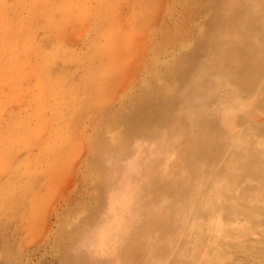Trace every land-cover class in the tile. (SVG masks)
Returning a JSON list of instances; mask_svg holds the SVG:
<instances>
[{
    "label": "bare ground",
    "instance_id": "1",
    "mask_svg": "<svg viewBox=\"0 0 264 264\" xmlns=\"http://www.w3.org/2000/svg\"><path fill=\"white\" fill-rule=\"evenodd\" d=\"M30 1L31 0H20L17 2L25 4V7L26 5L28 6V10L25 15L20 18V22L7 19L4 13L0 12V55L4 53L11 54V42L18 43L22 51L17 55L18 61L11 60V64L26 69L24 75L25 79H29L31 75H34L36 81L42 83L47 91L50 90L49 87H51L54 90L56 99L48 101L47 96L46 100L42 99L43 101H40L41 106H48L49 103V109L48 116L46 117L44 114L46 109L43 107L44 111L40 116L42 122L41 126L35 130L20 133L17 135L13 144H10L12 142L11 136L4 139L0 144V155L2 156L3 151L6 149L12 148V145L15 148V144H19L18 147L22 146L21 148H25V146L30 143H34L30 145H36L43 136L45 132L44 129L51 128H56L60 131L65 130V133H61L60 139L55 140V142L48 145H41L39 148L43 153H55L59 148H64L66 145L71 146L68 143L69 140L66 134L76 129L77 125L80 127L81 120L85 117L83 116L84 114H86L87 119L94 114H96L94 116L95 119L98 118L96 123H92L90 119V125H92L94 133L90 138L91 140L96 138L91 144L96 145L100 142L99 140L102 139L101 136H103V130L99 128L100 119L104 117L102 116V111H104L111 102V90L113 93V90L120 84L117 78L118 76L121 77L123 70H126L124 59L127 57V54L131 52L132 48L131 45L126 44L128 41H126V35L123 37L119 36L116 27L109 26L110 20L117 24V16L113 15L110 18L106 14L105 4L112 6L116 5V2L113 3V0H43L44 4L38 3L37 5H33ZM90 1H94L95 5H92ZM99 1H102V4H100ZM1 2L2 0H0V3ZM171 2L172 0L170 3ZM179 3L180 8L175 11L176 17L174 21L162 25V28L160 27L162 37L159 42L156 43L152 40L154 33L149 29H147L148 32L144 33L145 39L148 41L151 39L148 54L149 57L153 59L151 61L152 64L149 67V72H146L148 76L144 77L137 92L131 95V99L127 105L119 108V112L127 120L131 118L135 112H138L139 104H142L143 101L150 98L152 94L151 90H153L154 79H156V82L159 81V86L162 84L167 85L162 82L164 78L159 75L157 69L158 59H161V45L170 42V40H175L173 43H181L182 45L183 35H185L186 29L192 23L196 22L195 18L203 22L206 21L212 25L208 41L206 45H204L205 47H203L207 52V61L200 66L197 74L193 76L194 79L190 78L183 87L184 90H182L185 97L184 99L182 98V101L188 104L187 110L189 119L187 121H189L192 127V139L185 138L184 141L179 144H176L178 143L177 141L169 143L167 139L166 141H157L156 138L135 142V133H133L131 139L127 138V140H124L123 138L126 137V132L124 133V130L119 128L106 135V145L94 151L92 150L93 148L90 149L93 151V155L91 154L92 157L87 165V169H89L91 173L95 171L97 176L105 175V177H109L108 168H114V166L115 168H125L126 170L121 175L120 179H117L118 181H115L116 184L109 188V194L114 195V198L125 201V203L128 202L130 193H137L139 197L144 195L149 199H156L157 194L155 192L159 190L163 192L162 195L165 193V197L167 198L169 196V200H171L164 208L165 213L170 212L171 209L174 208L179 215L187 217L189 209L192 210L194 215L190 218L191 220L187 218V228L197 234L198 238L191 239L186 237L183 238L184 236H182V238H178L175 244L173 241L171 244L168 242L163 244L162 241L159 242L158 240V242L153 244L154 238H151L149 242L151 243V247H149L150 257L148 256L149 258L145 264H191V262H195L196 264H241V261H235L237 257L233 255L238 249L249 253V256L251 254L252 257H259L257 254L264 252V238L257 237V239L256 237H248L251 233L258 234V232H264V123H262V118L260 117L264 115V97L257 102L256 108L251 110L253 97L250 91H252V89L247 88L261 87L264 85L263 43H257V40L254 41L255 37L264 39V0H181ZM199 3L202 4V9L206 10L205 14L203 10L194 14V7ZM74 7L77 10H73L69 13L68 9ZM128 7L130 10L132 9V14L129 18L123 19L125 24L122 23V25L131 31L144 30L145 19H147L149 15H155L153 16V20L155 21L158 14L161 13L162 15L161 10L164 11L167 9L165 1L162 0H133L132 5L129 3ZM43 9L45 11L41 12ZM41 13L45 15L46 18L48 17L47 23L55 28L54 33L59 40L64 38L63 36L66 34V31L68 32V29L73 28L79 22H83V24L85 22L87 25L91 24V27L94 25L95 29L87 41L88 46L86 53L73 52L71 51L72 49L69 50V47L67 48L65 45H62L60 41L52 42L49 47L46 45L47 42H42L38 39L36 47L35 45H31L32 40L35 38L37 39L38 35L35 29L31 32L37 24L33 18ZM205 16L209 17V20H206ZM215 17H218L219 20L214 19ZM158 18L159 17H157V19ZM120 19H122V17ZM211 22L215 23L212 24ZM196 25L200 36L207 33L205 24ZM84 28H82V30H84ZM43 29L48 30L47 24ZM121 29H123V27H121ZM129 30H127L126 33H129ZM109 31L113 33V37H111V41L107 42L104 38L108 36ZM193 31L194 30H192V33ZM67 35H69V33H67ZM194 37H196V35ZM171 47L173 48V46ZM93 50H97V55H89ZM201 50L204 49L201 48ZM197 52H199V50ZM30 54L33 56V60L29 58ZM138 56L143 58V55L138 54ZM28 58L31 59L32 62L30 65L28 63ZM60 61L64 63H74L80 71V79H84L85 83L83 85L81 83L82 86H77L78 88L70 87L72 86L71 84L68 88L63 87L61 81L57 83L56 81L58 79L56 80L55 78H58V76H53L52 71H54L53 69ZM134 70H138V68L136 67ZM164 70V77L167 78L168 72H172V66L171 68L165 66ZM42 72H50L51 77H49V79H47L48 77H43ZM161 72L163 71L161 70ZM10 73L11 75H5L7 80L5 85L7 87L11 86L9 90L13 91L12 86L14 89L21 86L17 85L18 78L14 75V71ZM136 74H138V72ZM133 75L134 74H132L131 79ZM139 76L140 75H138V77ZM117 82L118 86L116 87ZM128 84L130 85L131 83ZM113 86L116 88L113 89ZM17 90L18 92H22L23 88H17ZM262 91L264 92V88ZM171 92H173V90ZM171 96H173L175 101L177 100V95L176 97L174 94ZM91 102H93V104H91ZM120 102L121 101H119V103ZM169 104H171V102ZM183 107L185 108L184 105ZM178 115L180 116V114ZM93 119L92 117V120ZM111 123L113 122L111 121ZM133 123L140 129L144 126L143 129H146V132L148 130H153L151 128L158 127L155 122H151L150 120H143L142 122L136 123L133 121ZM7 129L8 128H0V135L4 134ZM54 136H57V134L54 133ZM140 140H142V138ZM251 144H256L254 150L248 151L250 150L249 147ZM222 145L223 150L220 148ZM160 146L162 147L159 149ZM109 148L114 149L109 151ZM240 153H242V156L244 155L243 160H240L241 156H238ZM121 154L122 156L126 154V164H124V161H120L121 158H119V155ZM4 161L1 160L0 171L3 170L2 163ZM29 162H27L26 165ZM23 164L25 165V163ZM4 165L6 164L4 163ZM18 165L20 164H17V166ZM155 168H157L156 171H154ZM22 171L23 170L16 172L22 173ZM134 175H137V177L141 179L139 184L142 186L138 187L135 183H132ZM14 176L16 175L14 174ZM130 182L132 189H129V186L125 185ZM181 186L186 189H182L181 195L177 198V191ZM17 188L15 184H7V182H4L0 187V198L1 194L2 199L9 198L7 201H1L0 207L8 205L15 207L16 197L22 196V193L20 194L22 191H17ZM153 188H155V191ZM241 200L247 202V206H240ZM193 203L199 207L203 206V209H194L192 207L194 206ZM32 206L35 207L33 202ZM134 207H136V205ZM212 208L216 209L212 210ZM209 210L210 212H208ZM121 212L123 213V210L119 209L118 215ZM88 213H90V211L86 212L83 217L86 218ZM206 214L207 217H205ZM106 223L107 221L104 222V224L100 223V225L94 227L92 225L86 226V230L84 231L87 232L84 234V237H87L88 232L92 231L91 229H99L97 230L98 233H113L114 230L112 231L111 228H109L110 226L108 227ZM175 223H177V219H175ZM72 225H75V222L68 226L69 230L72 229ZM134 229H132V231ZM93 238L95 237L93 236ZM107 238L108 237L104 239L109 242L110 239H115V237L111 236L109 239ZM91 243L92 242L89 244ZM205 245L207 247L206 249H204ZM124 248H126V246ZM174 248H176V250Z\"/></svg>",
    "mask_w": 264,
    "mask_h": 264
},
{
    "label": "rangeland",
    "instance_id": "2",
    "mask_svg": "<svg viewBox=\"0 0 264 264\" xmlns=\"http://www.w3.org/2000/svg\"><path fill=\"white\" fill-rule=\"evenodd\" d=\"M19 1L20 0H2V2L0 3V12H3L7 19H13L17 22H20V18L23 17L27 12L28 6L26 5L25 7V4L17 3ZM162 1H165L167 9L164 11L161 10L162 15L159 12L160 14H158L157 16L159 18L157 19L156 17L155 21L153 20V16L155 15H149L147 19H145V29L138 31L133 29V31H131L127 29V27L122 25V23L125 24V22H123V19L129 18L132 14V9L130 10L128 4L130 3L132 5L133 0H113V3L116 2V5L112 6H108V4H105L106 14L110 18L113 15L117 16V24L110 20L109 26L116 27L119 36L123 37L124 35H126V41L128 40V43L126 42V44L131 45L132 48L130 47L131 52H129V54H127V57L124 59L126 70H123V72L121 73V77L118 76L117 78L120 84L118 86V82L116 83V87L118 86L117 88L113 86V89L116 88L115 90H113V93L111 90L112 98L108 106L109 108L107 107L104 111H102V116H104L102 118L104 120L100 119L101 122L99 124V128L103 130V136H101L102 139L99 140L100 142H98L96 145H92L91 143L96 138H94L93 140H91L90 138L91 135L94 134L92 125H90V123L91 121L92 123H96L98 121V118L95 119L94 117L96 114L88 119L86 114H84L83 116L85 117L82 118L80 127H78L79 125H77L76 129H73L66 134L67 139L69 140L68 143L71 146L66 145L64 148H59L58 151H55V153H43V151H41L39 148L41 147V145L51 144L55 142V140L60 139L61 133H65V130L60 131L59 129L51 128L44 129L45 132L36 145H30L34 144L30 143L29 145L25 146V148H21L22 146L18 147L19 144H15V148L12 145V148L14 149H6L5 151H3V155H0V159L3 157L1 160H5L2 163L3 170L0 171V174L2 173L0 175V187L4 184V182H7V184H15L16 188L18 187L17 191H22L20 192V194L22 193L23 196H17L18 198L16 197L15 207H11L10 205L0 207V264H145L150 257L149 247H151V243L149 242L151 241V238H154L153 244L158 241H162L163 244L167 242L171 244L173 241V243L175 244L178 241V238L180 239L182 238V236H184L183 238H198L197 234L193 233V231L188 230L187 228L188 219H190L194 215L191 209H189V214L187 215V217L179 215L178 212L174 210V208L171 209L170 212L165 213L164 208L167 204L170 203L171 200H169V196L167 198L165 197V193L162 195L163 192H160L159 190L155 192L157 194L156 199H149L144 195H141L139 197L137 193H135L136 195L130 193L128 202L125 203V201L114 198V195L109 194V188L116 184V182L120 179L121 175L126 170L125 168H115V166L114 168H108L109 177H105V175L97 176L95 174V171L91 173L89 169H87V165L93 155V151L106 145V135L108 133L116 131L119 128L121 130H124V133L126 132V137L123 138L124 140H127V138L131 139L133 133H135V142H141L149 138H156L157 141H166L167 139L169 143L177 141L178 143L176 144H179L183 142L185 138L192 139V127L189 121H187L189 119V113L187 110L188 104L182 101L185 98L182 90H184L183 87L190 80V78L194 79L193 76L197 74L200 66L207 61V52L203 47H205L204 45H206L208 41L212 25H210L206 21L203 22L202 20L195 18L196 22L192 23L186 29L184 33L185 35H183L182 45L181 43H173V41L175 40H170V42L161 45V59H158L157 69L159 71V75L164 78V81L162 82L167 85L162 84L161 86H159V81L156 82V79H154L153 90H151L152 94L150 98L143 101L142 104H139L138 112H135L134 115L132 114L133 116L128 120L124 118L119 112V108L121 106L127 105L129 100L131 99V95L137 92L139 85L143 81L144 77L148 76L147 73L149 72V67L152 64L151 61L153 59H151L148 54L150 50L151 39L149 41L145 39L144 33L148 32L147 29H149L154 33V37H152V40L156 43L159 42L160 38L162 37V25L174 21V18L176 17L175 11L179 10L180 8L179 1L181 0H172V2L174 3H170L171 0ZM90 2L92 5H95L94 1ZM99 2L100 4H102V1ZM30 3L33 5H37L38 3L44 4V1L31 0ZM202 8L203 7L201 3L195 5L194 14H197V12L201 10H203L205 14L206 10ZM73 10L77 9L75 7L68 9L69 13H71ZM43 11L45 10L43 9L41 12ZM41 15L42 13L40 15L34 16L33 18L34 21L37 22V24L34 26L31 32H33L35 29L38 35L37 39L35 38L34 40H32L31 45H35L36 47V42L38 41V39H40L42 42H47L46 45L49 47L52 42L60 41L62 45H65L67 48L69 47V50L72 49L71 51L73 52L86 53L88 46L87 41L89 40L93 33V30L95 29L94 25L91 27V24L87 25V23L85 22L83 24V22H79V20V23L73 28L68 29V32L66 31V34L63 36L64 38H62V40H59L54 33L55 28L51 24L47 23L48 17L46 18L45 15ZM206 16L205 19L209 20V17ZM121 17L122 19H120ZM131 18L133 19L132 16ZM214 19L219 20L218 17H215ZM211 23L213 24L215 22ZM46 24L48 26V30L43 29ZM196 24H205L207 33L203 36H200L198 34ZM80 27L85 28L84 30H82V28ZM121 27H123V29H121ZM127 30H129V33H126ZM192 30H194L193 33ZM87 31H89L90 33ZM67 33H69V35H67ZM108 33V36L104 38V40L107 42L111 41V37H113V33L111 31H109ZM194 34L196 35V37H194ZM65 39L68 40L66 41ZM256 40L257 43L262 42L264 48V39L255 37L254 41ZM171 46H173V48ZM200 47L204 50H201ZM10 48V52H12L11 54L4 53L0 55V128H8L4 134L0 135V144L4 139L10 136L12 137V142L10 144H13L15 142L14 140H16L17 138V135H19L20 133L29 130H35L40 127L42 124L40 116L44 111L43 107H45L44 109H46L44 113L46 117L48 116L49 109V103L48 106H41L40 101L46 100V96L48 97V101L56 99L54 90L51 87H49L50 90L47 91L42 83H38L36 81V77L34 75H31L29 79H25L24 75L26 69L11 64V60L18 61L17 55L22 51V48L16 42H11ZM198 50L199 52H197ZM138 54L143 55V58L138 56ZM89 55H97V50L91 51ZM192 55L195 56L193 57ZM29 56V58H32L33 60V56L31 54ZM29 58L28 63L30 65L32 64V62ZM165 66L170 68L172 66V72H168L169 74L167 75V78L164 77ZM136 67L138 68V70H134V68L136 69ZM73 68H77L74 63H64L63 61H60L58 65L53 69L54 71H52V75L58 76V78H55L56 80L58 79L56 82L59 83V81H61L63 87L68 88V86L71 84L72 86L70 87L78 88L80 87L81 83L82 85L85 83V80L80 79L81 77L79 75V69L77 68L75 69V71ZM161 70L163 72H161ZM13 71L14 75L18 78L17 85L21 86L17 88H23L22 92H18L17 88L14 89L13 86V91H10L9 88H11V86L7 87L5 85V83L7 82L5 75H11L10 72ZM137 72L138 74H136ZM132 74H134L133 77L135 78L132 77L131 79ZM138 75L140 76L138 77ZM42 76L45 78L48 77L47 79H49V77H51V73L42 72ZM128 83L131 84L129 85ZM170 88L173 90V92H171L172 90ZM247 88L252 89V91H250L253 97V100L251 102L252 110L256 108L257 102L264 97V92L262 91L264 85L261 87ZM172 94H174L175 97L177 95L176 101L174 100L173 96H171ZM119 101L121 102L119 103ZM170 102L171 104H169ZM91 104H93V102H91ZM183 105L185 106V108L183 107ZM112 111L116 112L113 113ZM178 114H180V116ZM92 117L94 118L93 120ZM260 117L262 118V123H264V115ZM143 120H150L151 122H155L158 127L151 128L154 131L148 130L146 132V129H143L144 126H142L140 129L139 127L137 128V126L133 123V121L136 123L142 122ZM111 121L113 123H111ZM178 126L181 128H179ZM54 133L57 134V136H54ZM140 137L142 138V140H140ZM176 139H178L179 141ZM255 145L256 144H251V146L249 147L250 150L248 151H253ZM161 147L162 146H160L159 149ZM220 148L221 150H223V145L220 146ZM90 149H92L93 151ZM112 149L114 148H109V151H111ZM241 154L242 153L238 154V156H241L240 160H243L244 155L242 156ZM125 156L126 154L123 156L122 154L119 155V158H121L120 161H124V164L127 163V156ZM27 162L29 163L26 165ZM4 163L6 165H4ZM23 163H25V165ZM17 164L20 165L17 166ZM111 164L110 166L112 167ZM28 165L31 166L29 167ZM20 170H23L22 173L16 172ZM156 170L157 168L154 169V171ZM14 174L16 176H14ZM132 179V183H135L138 187L142 186L139 184V181H141V179L138 178L137 175H134ZM125 185L129 186V189H132L131 182L126 183ZM182 189L186 188H184L183 186L178 188L177 198L181 195ZM153 190L155 191V188H153ZM8 198L2 199L1 194L0 202L3 200L7 201ZM32 202L35 204V207L32 206ZM135 205L136 207H134ZM193 205L194 206L192 207L196 210H200V208L203 209V206L199 207L195 205V203H193ZM244 205L247 206V202L241 200L240 206L243 207ZM119 209H122L123 213L121 212L118 215ZM213 209L216 208H212V210ZM152 210L155 211L153 212ZM88 211H90V213H88L89 215L87 214L88 217L86 216V218H84V214ZM208 212H210V210ZM146 214H148L149 217ZM205 217H207V214L205 215ZM175 219H177V223H175ZM106 221L108 227L110 226L109 228H111L112 231L114 230L115 234L111 231V233L109 234H104L102 232L101 234L97 232V230L99 229H91L92 231L89 230L90 232H88L87 237H84V234L87 232L84 231L86 230V226L92 225L94 227L100 225V223L104 224V222ZM74 222L75 225H72V229L69 230L68 226H70L71 223ZM67 229L68 234L66 232ZM132 229L134 230L132 231ZM93 236L95 238H93ZM110 236L115 237V239H110V242L104 239L106 237H108L107 239H109ZM263 236L264 232H258V234L251 233L248 237L264 238ZM63 239L64 241L62 242V244L61 241ZM90 242L92 243L89 244ZM91 245L93 249L91 248ZM125 246L126 248H124ZM127 248H129L130 250ZM206 248L207 247L205 245L204 249ZM174 249L176 250V248ZM75 251L77 252V254ZM233 255L237 257L235 261H241V264L264 263V252H260V254H257V256L259 257H252L251 254L250 257L249 253L240 251L238 249V251H236L235 254L233 253ZM191 264L196 263L191 262Z\"/></svg>",
    "mask_w": 264,
    "mask_h": 264
}]
</instances>
